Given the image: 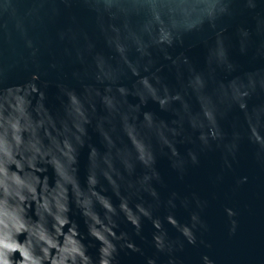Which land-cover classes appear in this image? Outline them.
Masks as SVG:
<instances>
[{"label":"water","instance_id":"1","mask_svg":"<svg viewBox=\"0 0 264 264\" xmlns=\"http://www.w3.org/2000/svg\"><path fill=\"white\" fill-rule=\"evenodd\" d=\"M0 220L39 264H264V0H0Z\"/></svg>","mask_w":264,"mask_h":264},{"label":"clouds","instance_id":"2","mask_svg":"<svg viewBox=\"0 0 264 264\" xmlns=\"http://www.w3.org/2000/svg\"><path fill=\"white\" fill-rule=\"evenodd\" d=\"M16 231H19V228H17ZM17 251L20 252L23 257L20 264H39L31 255L28 247L10 239L7 226L4 224L3 220H0V264H14L11 254Z\"/></svg>","mask_w":264,"mask_h":264}]
</instances>
